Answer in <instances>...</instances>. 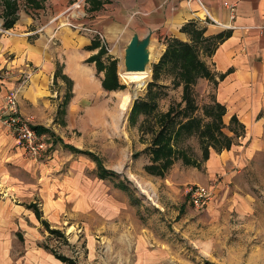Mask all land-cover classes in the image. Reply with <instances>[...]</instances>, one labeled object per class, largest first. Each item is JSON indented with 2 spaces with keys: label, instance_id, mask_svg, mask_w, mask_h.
I'll use <instances>...</instances> for the list:
<instances>
[{
  "label": "rangeland",
  "instance_id": "obj_1",
  "mask_svg": "<svg viewBox=\"0 0 264 264\" xmlns=\"http://www.w3.org/2000/svg\"><path fill=\"white\" fill-rule=\"evenodd\" d=\"M24 1L18 0L22 9ZM84 1H34L39 10L34 12L36 33L31 37L44 36L52 25L76 27L66 15L78 16ZM55 33L51 46L57 54ZM149 50L144 85L134 94L135 84L119 75L124 69L122 54L117 60L111 58L104 39L97 51H102L103 66L98 73L103 72V80L107 65L115 62L117 94H102L95 112H74L71 117L56 113L45 124L54 135L45 134L43 155L33 159L24 151L20 162H5L8 173L0 196L4 205L17 212L5 209L12 218L0 236V264H264V125L258 129L263 134H256L251 125L224 122L222 130L233 143L230 149L210 147L206 160L196 134L183 137L177 146L197 165L178 159L163 175L149 172L147 148L159 124L152 116L148 123L144 114L133 121L128 116L133 101L146 94L152 80V65L161 52L159 41L152 40ZM158 83L163 85V95L157 99L155 113L160 114L180 101L182 88L173 84L168 68ZM69 86L51 85L52 91L62 92L59 105ZM211 91L204 84L194 87L196 115H203ZM124 93L132 94L126 111L120 107ZM20 116L39 125L29 116ZM100 166L116 174L101 178ZM192 184L212 191L211 199L198 209L187 195Z\"/></svg>",
  "mask_w": 264,
  "mask_h": 264
},
{
  "label": "crops",
  "instance_id": "obj_2",
  "mask_svg": "<svg viewBox=\"0 0 264 264\" xmlns=\"http://www.w3.org/2000/svg\"><path fill=\"white\" fill-rule=\"evenodd\" d=\"M34 1L37 0H25L22 9L15 0L18 6L15 21L11 27H4L0 0V110L4 95L14 93L19 113L42 126L56 113L71 117L74 112L89 109L95 112L101 106L102 94H117V90H105L103 72L98 73L95 62L88 61L101 46L94 31L103 34L110 46L109 56L117 60L120 54L123 56L133 33L144 35L150 30L151 41L160 43L161 56L169 38L188 41L189 35L181 27L194 21L197 27L204 28L206 39L216 40L211 52L205 51V42L199 44L200 59L216 84L199 78L195 89L203 84L205 89H212L216 101L225 107L223 122L235 116L238 122L251 125L256 134H263L258 129L264 125V0H201L203 7L196 0H102L95 10H89L85 0L77 14L81 16L79 19L74 12H65L69 13L66 19L75 21L76 27L69 23H63L64 27L52 25V30L47 31L48 27L44 36L35 38L31 37L36 33L33 16L39 9ZM54 33L57 54L51 46ZM218 35L223 37L219 39ZM93 40L97 47L88 48ZM57 82L70 84L61 105L62 92L51 89ZM252 136L260 139L261 135ZM21 152L24 153L22 146L0 121V186L8 173L5 162H20ZM6 208L17 212L4 205L0 196L1 237L6 221L9 225L12 218L6 216ZM31 211L34 214V209Z\"/></svg>",
  "mask_w": 264,
  "mask_h": 264
},
{
  "label": "trees",
  "instance_id": "obj_3",
  "mask_svg": "<svg viewBox=\"0 0 264 264\" xmlns=\"http://www.w3.org/2000/svg\"><path fill=\"white\" fill-rule=\"evenodd\" d=\"M89 10L98 9L101 6L102 0H87ZM3 5L4 27H11L16 18L18 6L15 0H1ZM37 7V3L35 5ZM183 32L189 35L188 41H183L178 38H169L165 50L159 57L158 61L152 65V80L148 83L146 94L143 97H137L130 108L129 120L133 121L138 115L144 114V121L148 123L151 117H154L155 122H158L159 128L154 132L151 147L147 150L150 154V164L146 169L156 175L163 173L178 159H181L185 164L197 165V161L192 159L184 150H181L177 145L183 137L194 135L198 138L202 160L209 157L210 147L214 150H220L219 147L230 149L233 139L227 136L222 128L224 127L223 115L225 107L216 101L212 93L211 101L202 107V116L196 115L198 105L194 92V85L199 78H204L216 84L214 77L209 68L200 59L199 44L205 42V51L211 52L213 44L216 40L205 38L203 36L204 28L197 27L194 21H189L181 27ZM223 36L218 35L221 39ZM97 47V42L92 41L88 48ZM99 51L97 54L88 58V61H94L97 70L103 66L101 64ZM115 62L110 61L107 65L108 72L102 80V86L105 90H114L120 88V84L116 83L113 68ZM164 68H168L172 74V82L175 86H181V98L178 102H172L164 113H155L157 108V99L163 93L161 84L158 80ZM57 72H55L54 77ZM176 107H178L176 109ZM230 121L237 122L235 116L230 118ZM33 128L38 133L54 135L52 130L41 125H34ZM232 131V129H230ZM235 135L237 132L234 130ZM71 149L77 151L76 148L70 146ZM93 156V155H92ZM116 174L114 171L107 170L100 166L99 175L105 178ZM120 188L127 189L125 184L120 183ZM33 207V204L29 205ZM63 260H67L65 257Z\"/></svg>",
  "mask_w": 264,
  "mask_h": 264
},
{
  "label": "built area",
  "instance_id": "obj_4",
  "mask_svg": "<svg viewBox=\"0 0 264 264\" xmlns=\"http://www.w3.org/2000/svg\"><path fill=\"white\" fill-rule=\"evenodd\" d=\"M196 1L203 7L201 0ZM204 10L207 13L206 9ZM215 22L221 24L217 21ZM94 32L103 42L104 36L99 31ZM0 121L9 129L30 158L36 159L45 153L47 149L46 135L38 133L28 119L20 116L17 98L14 93L4 95L3 105L0 110ZM187 195L191 205L198 209L211 199L212 191L208 187L192 184L187 188Z\"/></svg>",
  "mask_w": 264,
  "mask_h": 264
},
{
  "label": "water",
  "instance_id": "obj_5",
  "mask_svg": "<svg viewBox=\"0 0 264 264\" xmlns=\"http://www.w3.org/2000/svg\"><path fill=\"white\" fill-rule=\"evenodd\" d=\"M152 31L144 35L133 33L124 48L123 65L126 72H142L150 63L149 44Z\"/></svg>",
  "mask_w": 264,
  "mask_h": 264
},
{
  "label": "bare ground",
  "instance_id": "obj_6",
  "mask_svg": "<svg viewBox=\"0 0 264 264\" xmlns=\"http://www.w3.org/2000/svg\"><path fill=\"white\" fill-rule=\"evenodd\" d=\"M146 71L142 72H126L125 70H121L119 72L120 77L126 83L133 82L135 84L134 94L136 91L144 85V78L146 77ZM131 96L130 93H124L121 97L120 107L122 110L128 108L131 103ZM126 111V110H125Z\"/></svg>",
  "mask_w": 264,
  "mask_h": 264
}]
</instances>
